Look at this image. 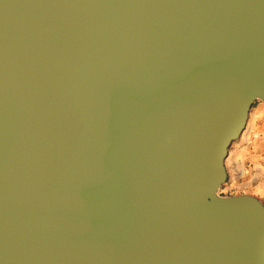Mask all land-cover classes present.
<instances>
[{
    "label": "water",
    "instance_id": "95a60500",
    "mask_svg": "<svg viewBox=\"0 0 264 264\" xmlns=\"http://www.w3.org/2000/svg\"><path fill=\"white\" fill-rule=\"evenodd\" d=\"M257 100L264 0H0V264H264Z\"/></svg>",
    "mask_w": 264,
    "mask_h": 264
},
{
    "label": "crops",
    "instance_id": "0c3cea01",
    "mask_svg": "<svg viewBox=\"0 0 264 264\" xmlns=\"http://www.w3.org/2000/svg\"><path fill=\"white\" fill-rule=\"evenodd\" d=\"M231 160L241 175L254 180L253 187L243 192L255 197L264 206V102L255 101L240 137L228 149ZM228 156V154H227ZM227 158V157H226ZM226 160V159H225ZM226 177L229 173L225 164ZM235 173V172H234ZM234 173H232L234 175Z\"/></svg>",
    "mask_w": 264,
    "mask_h": 264
},
{
    "label": "rangeland",
    "instance_id": "374dc122",
    "mask_svg": "<svg viewBox=\"0 0 264 264\" xmlns=\"http://www.w3.org/2000/svg\"><path fill=\"white\" fill-rule=\"evenodd\" d=\"M231 155L232 154L229 155L228 153V156L225 160V164L228 167L229 173L226 177L225 183L220 187L218 191V194L220 196H234L246 194L243 192L249 190L254 186V180H251L249 177L241 175L240 171L236 168V162L231 160ZM232 173H234V175ZM260 188L264 189V187Z\"/></svg>",
    "mask_w": 264,
    "mask_h": 264
}]
</instances>
